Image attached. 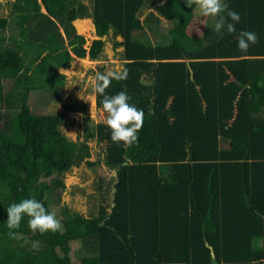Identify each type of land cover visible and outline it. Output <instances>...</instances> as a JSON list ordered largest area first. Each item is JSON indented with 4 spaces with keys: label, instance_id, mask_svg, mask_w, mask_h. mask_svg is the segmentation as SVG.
Here are the masks:
<instances>
[{
    "label": "trees",
    "instance_id": "1",
    "mask_svg": "<svg viewBox=\"0 0 264 264\" xmlns=\"http://www.w3.org/2000/svg\"><path fill=\"white\" fill-rule=\"evenodd\" d=\"M14 2L12 15L0 16V264H72L73 253L79 264H264V0H226L240 21L223 37L213 31L215 18L190 35L196 6L184 0H92L90 8L81 0ZM88 17L97 38L86 49L72 21L86 29ZM160 17L172 23L162 40L138 37ZM241 30L258 36L247 53L237 47ZM109 33L128 77L106 93L126 90L145 114L138 145L127 149L112 142L103 121L86 125L82 140L64 134L65 112L83 103H64L60 112L29 104L32 91L57 97L65 81L57 69L73 55L98 59ZM82 161L114 175L106 188L99 180L102 197L88 215L64 204L56 213L77 249L54 246L51 232L34 234L27 216L9 237L7 207L35 196L53 211L49 193Z\"/></svg>",
    "mask_w": 264,
    "mask_h": 264
},
{
    "label": "rangeland",
    "instance_id": "2",
    "mask_svg": "<svg viewBox=\"0 0 264 264\" xmlns=\"http://www.w3.org/2000/svg\"><path fill=\"white\" fill-rule=\"evenodd\" d=\"M15 0H0V16L10 17L12 13L18 7ZM86 6L91 7L92 0H81ZM161 3L163 0H156ZM41 10L45 11L41 5ZM149 9H144L140 15V19H143ZM89 18L86 29L78 27L77 21H72V24L78 34H81L85 42L83 46L88 49L92 40L97 38L95 34L92 18ZM213 17L202 16L198 7L194 9V18L190 22L187 32L192 36L201 35L202 29L208 23H211ZM80 19V18H79ZM169 20L160 17L159 24L156 23H144V28L137 33L138 37L148 40L151 43L162 40L163 36L167 33V29L171 27ZM150 26V27H148ZM81 29V30H80ZM105 40L104 47L101 55L98 59H90L88 55L83 58L73 55V59L66 68H58L57 71L65 75L64 83L59 86L60 93L57 97L48 98L47 91L38 90L32 91L29 99L30 106L36 111H62L61 106L64 103H83L84 108L78 111H67L66 121L67 123L62 126L64 134L72 140H82L84 138L85 126H93L98 122L104 121L105 114L102 109L96 105L95 94L92 89L91 81L94 78L95 72L98 71L100 66H103L104 71L118 70L122 68L121 50L122 46L114 47L111 33L103 36ZM117 37V40H120ZM3 88L5 90L11 87V82L4 79L2 81ZM57 104L59 107L57 108ZM57 108V109H56ZM90 148L89 161H95L98 156V147L93 140L88 141ZM160 169L165 172L166 167L160 166ZM114 175V171L108 170L105 165L92 166L87 165L85 161H82L80 165L74 166L71 170L67 171L63 175L64 187L55 188L54 192L49 193V200L51 202V208L57 214L59 213L60 206L66 205L70 210L88 215L89 212L96 208V204L100 202L102 194L98 189V182L101 179L104 181V188L108 185L107 182ZM54 174H49L43 177L45 182H48ZM55 187V186H54ZM58 193V196H57ZM50 239L54 246H59L65 243L64 247L70 249L71 253L78 247V240L72 238L67 239L61 232L55 234L50 233ZM257 246L260 245V241L256 242ZM72 264H79V256L77 254L72 255Z\"/></svg>",
    "mask_w": 264,
    "mask_h": 264
},
{
    "label": "clouds",
    "instance_id": "3",
    "mask_svg": "<svg viewBox=\"0 0 264 264\" xmlns=\"http://www.w3.org/2000/svg\"><path fill=\"white\" fill-rule=\"evenodd\" d=\"M184 3L189 8L197 6L202 16L215 18L213 31L218 36L223 37L224 34L236 32L235 25L239 23L240 15L229 7L226 0H184ZM257 41L258 36L255 32L241 30L237 39L238 50L241 53H247L250 46L255 45ZM127 77L128 69L121 68L105 73L97 71L91 81L94 94L103 98L102 111L105 114L103 122L110 129L112 142L122 143L126 149L139 143V132L144 125V111L130 103L131 97L126 90L114 95H108L106 90L113 80L122 81ZM58 107L59 104H57ZM124 166H135V164L131 159H126ZM25 216L29 218L27 224L34 234L37 232L41 235L48 232L55 234L63 230L56 212L47 210L35 196H30L19 202H13L7 207L6 227L9 230L7 232L9 237L15 238V230L20 228ZM39 247L40 241L32 242L33 249L38 250Z\"/></svg>",
    "mask_w": 264,
    "mask_h": 264
},
{
    "label": "water",
    "instance_id": "4",
    "mask_svg": "<svg viewBox=\"0 0 264 264\" xmlns=\"http://www.w3.org/2000/svg\"><path fill=\"white\" fill-rule=\"evenodd\" d=\"M211 254H212V256H213V252H212ZM212 263H213V264H216V262H215V260H214V259H213Z\"/></svg>",
    "mask_w": 264,
    "mask_h": 264
}]
</instances>
